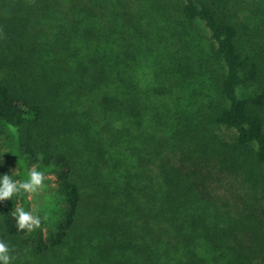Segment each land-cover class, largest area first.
<instances>
[{
	"label": "trees",
	"instance_id": "obj_1",
	"mask_svg": "<svg viewBox=\"0 0 264 264\" xmlns=\"http://www.w3.org/2000/svg\"><path fill=\"white\" fill-rule=\"evenodd\" d=\"M161 1L203 41L191 70L217 61L199 104L166 67L140 89L165 48L143 0H0V123L56 176L41 228L0 202L15 264H264V0Z\"/></svg>",
	"mask_w": 264,
	"mask_h": 264
},
{
	"label": "rangeland",
	"instance_id": "obj_2",
	"mask_svg": "<svg viewBox=\"0 0 264 264\" xmlns=\"http://www.w3.org/2000/svg\"><path fill=\"white\" fill-rule=\"evenodd\" d=\"M143 2L144 19L142 20V29L145 31L147 24H149L153 32L152 35H159L165 48L161 51L160 55L157 57L154 55L146 63L149 69H152V73H147V77L146 74L143 75L142 85L139 86L141 87L140 89H143L144 91L143 85L150 86L153 82L152 76H155L156 70H159L162 73L163 67H166L169 69V73L168 76L164 77L166 81L170 80L169 83L184 75L186 77L189 75L192 76L188 81H191L188 84L190 87L187 88L184 86L185 105L188 101L196 104L205 101L208 97V93L212 89L211 79L208 78L210 75L209 69L211 71L215 70L217 67V61L212 59L210 51L208 50V53H205L206 60H203L204 64L196 65V67L191 70L192 62H189V60H191L190 55L196 52L201 53L200 51L204 49L201 48L202 46H199V44H203L202 39L195 34L192 36L187 33L188 24H185V18L175 7L166 5L161 0H143ZM196 27L202 31V35L203 33H206L198 24ZM196 31L199 33L198 29H196ZM206 35L207 33L205 36ZM177 61H181L183 65H171ZM178 69H182L180 75H177L174 72ZM207 70L209 75L205 76L202 74L201 78L197 77L199 72L203 73L207 72ZM246 92L247 96H250L256 94L257 90L249 87ZM143 96L146 97L145 95ZM14 132H16V130L10 128L4 123H0V163H3L4 161L0 166L5 167L6 173L10 176L13 171L17 170L13 178L23 179L25 177L22 173L24 169L26 170L28 168L24 166V169L22 170L21 155L17 148V144H14L13 141L15 139V137H13ZM55 177L54 173L50 171L49 173H46L45 182L48 185H51L53 184L52 180ZM49 190L48 187L45 191L34 194L31 199L28 198V194H24L23 197L18 199L19 205H24V207L30 206L32 209L38 208L39 211H46L48 210L49 204L45 200V193Z\"/></svg>",
	"mask_w": 264,
	"mask_h": 264
},
{
	"label": "clouds",
	"instance_id": "obj_3",
	"mask_svg": "<svg viewBox=\"0 0 264 264\" xmlns=\"http://www.w3.org/2000/svg\"><path fill=\"white\" fill-rule=\"evenodd\" d=\"M3 163H0V165ZM16 171H13L11 176L7 173L0 174V202L12 200L13 197L19 199L24 194H28V198L31 199L34 194L45 191L49 187L45 182L46 173L50 172L49 169L28 168L22 173L25 177L23 179L13 178ZM45 200L48 202L49 207L43 217L33 210H26L22 206H14V210L10 214L15 219L18 232L24 230L31 232L41 228L42 220L49 219L51 211L55 210V201L53 196H46ZM16 259L10 241L6 238H0V264H15Z\"/></svg>",
	"mask_w": 264,
	"mask_h": 264
}]
</instances>
